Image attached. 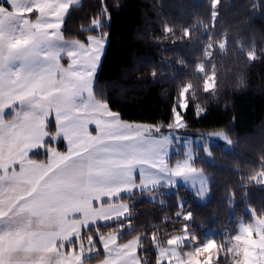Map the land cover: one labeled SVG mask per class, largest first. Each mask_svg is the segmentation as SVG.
Wrapping results in <instances>:
<instances>
[{
  "label": "rangeland",
  "instance_id": "1",
  "mask_svg": "<svg viewBox=\"0 0 264 264\" xmlns=\"http://www.w3.org/2000/svg\"><path fill=\"white\" fill-rule=\"evenodd\" d=\"M79 4L0 0V264H142L138 237L120 243L98 224L126 217L121 197L135 192L182 185L207 202L210 181L193 161L214 144L232 150L224 131L186 128L188 84L172 126L124 121L97 98L107 34H62ZM214 83L206 71L204 91ZM218 246L211 230L202 240L185 230L154 248L156 264H222ZM226 248L225 264H264V218L240 220Z\"/></svg>",
  "mask_w": 264,
  "mask_h": 264
},
{
  "label": "trees",
  "instance_id": "2",
  "mask_svg": "<svg viewBox=\"0 0 264 264\" xmlns=\"http://www.w3.org/2000/svg\"><path fill=\"white\" fill-rule=\"evenodd\" d=\"M62 34L75 41L107 34L95 95L122 120L172 126L188 84L179 109L186 128L232 140V150L214 144L209 158L193 161L210 181L207 202L182 185L135 192L121 197L128 215L98 224L99 235L118 232L120 243L138 237L142 264H156V246L185 230L200 240L211 230L225 264L239 221L264 218V184L256 180L264 174V0H80ZM206 71L215 80L209 92Z\"/></svg>",
  "mask_w": 264,
  "mask_h": 264
},
{
  "label": "crops",
  "instance_id": "3",
  "mask_svg": "<svg viewBox=\"0 0 264 264\" xmlns=\"http://www.w3.org/2000/svg\"><path fill=\"white\" fill-rule=\"evenodd\" d=\"M4 11H5V10H3V11L1 12V14L4 13Z\"/></svg>",
  "mask_w": 264,
  "mask_h": 264
}]
</instances>
